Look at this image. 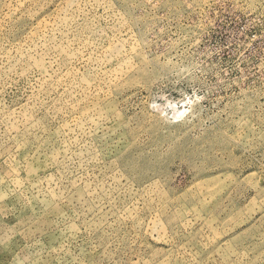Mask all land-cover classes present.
<instances>
[{"label": "rangeland", "instance_id": "1", "mask_svg": "<svg viewBox=\"0 0 264 264\" xmlns=\"http://www.w3.org/2000/svg\"><path fill=\"white\" fill-rule=\"evenodd\" d=\"M0 264H264V0H0Z\"/></svg>", "mask_w": 264, "mask_h": 264}]
</instances>
